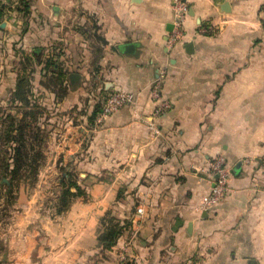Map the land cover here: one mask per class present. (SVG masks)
<instances>
[{"label":"crops","instance_id":"crops-1","mask_svg":"<svg viewBox=\"0 0 264 264\" xmlns=\"http://www.w3.org/2000/svg\"><path fill=\"white\" fill-rule=\"evenodd\" d=\"M188 2L171 48L172 0L0 3V99L31 74L38 104L61 128L51 159L86 183L43 229L66 255L60 264H117L125 247L135 264H264V0ZM52 75L67 80L61 102ZM115 91L135 103L100 118L99 100ZM217 156L230 191L205 211ZM109 211L130 224L105 250L98 232ZM38 234L31 227L34 250Z\"/></svg>","mask_w":264,"mask_h":264},{"label":"rangeland","instance_id":"rangeland-1","mask_svg":"<svg viewBox=\"0 0 264 264\" xmlns=\"http://www.w3.org/2000/svg\"><path fill=\"white\" fill-rule=\"evenodd\" d=\"M54 83L58 85L57 81H52L50 84ZM87 95H91V92L87 91ZM107 96L101 97L102 102L97 97H86L93 101V104L99 100L98 103L103 105ZM58 99L56 96V100ZM1 100V111L12 107L10 95L4 102ZM59 101L61 102L62 99L60 98ZM53 113L46 112L44 117L41 116L44 127L42 128L46 134L45 143L42 146L46 159L35 181L31 182V178L21 181L14 185L11 192H8L7 186L0 187V264H60V259L66 258V255L61 256L56 253L59 249L53 248V244L50 246L48 240L46 242L43 239V229L46 231L45 226L51 225L48 222L55 215L62 175L67 170L64 161L51 159V152L55 149L54 140L58 139L61 129L57 127L59 121L56 113ZM50 140L53 143H50ZM67 171L71 173L73 181H82L80 169H75L73 165ZM82 182L85 186V180ZM34 226L39 233V245L35 250L33 249L35 241L33 239L31 241V227ZM53 243L54 246L57 245L56 241ZM47 245L55 249V253L50 255L51 250L46 248Z\"/></svg>","mask_w":264,"mask_h":264},{"label":"trees","instance_id":"trees-1","mask_svg":"<svg viewBox=\"0 0 264 264\" xmlns=\"http://www.w3.org/2000/svg\"><path fill=\"white\" fill-rule=\"evenodd\" d=\"M3 15L2 5L0 19ZM65 80L55 75L49 79V83L57 81V86L55 83L50 85L59 89L53 91L59 99H63L67 93L65 88H68V84ZM32 87L31 74L22 75L16 90L10 93L12 107L0 110V187L7 186L8 192H11L14 185L21 181L31 178V182H34L46 159L42 147L46 134L41 120L46 111L34 98ZM84 194L81 186L76 180L73 181L71 173L66 170L62 175L55 212L57 214L66 212L73 200ZM129 224V222L122 223L112 212H107L100 222L99 246L105 250L111 249Z\"/></svg>","mask_w":264,"mask_h":264},{"label":"built area","instance_id":"built-area-1","mask_svg":"<svg viewBox=\"0 0 264 264\" xmlns=\"http://www.w3.org/2000/svg\"><path fill=\"white\" fill-rule=\"evenodd\" d=\"M5 2V0H0ZM174 10L173 29L168 39V47H173L179 40L183 38L182 28L184 20L189 15L190 5L188 0H172ZM164 73L157 79L153 87V96L160 97V89L162 86ZM135 95L130 92L115 91L109 94L102 105L100 118L105 119L113 113L119 111L122 107L135 103ZM164 106H167L165 104ZM212 186L210 191L202 198L201 209L209 210L218 205L227 193L230 191L229 181L231 171L224 156H217L209 163ZM117 264H135L126 254V247L120 253ZM193 264H201L195 262Z\"/></svg>","mask_w":264,"mask_h":264},{"label":"water","instance_id":"water-1","mask_svg":"<svg viewBox=\"0 0 264 264\" xmlns=\"http://www.w3.org/2000/svg\"><path fill=\"white\" fill-rule=\"evenodd\" d=\"M132 48H133L132 45H131V46H128V47H127V50H132ZM192 48H193V43L190 42V43H188V44L186 45L187 52H189V53L193 52V49H192ZM77 77H78V76L74 74V75L72 76L73 81H74V79L77 78Z\"/></svg>","mask_w":264,"mask_h":264}]
</instances>
